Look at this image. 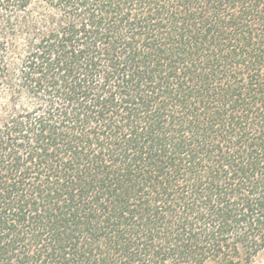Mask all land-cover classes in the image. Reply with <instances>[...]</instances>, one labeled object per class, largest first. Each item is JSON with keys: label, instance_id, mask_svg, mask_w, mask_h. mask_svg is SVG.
I'll return each instance as SVG.
<instances>
[{"label": "trees", "instance_id": "1", "mask_svg": "<svg viewBox=\"0 0 264 264\" xmlns=\"http://www.w3.org/2000/svg\"><path fill=\"white\" fill-rule=\"evenodd\" d=\"M264 0H0V264H254Z\"/></svg>", "mask_w": 264, "mask_h": 264}, {"label": "rangeland", "instance_id": "2", "mask_svg": "<svg viewBox=\"0 0 264 264\" xmlns=\"http://www.w3.org/2000/svg\"><path fill=\"white\" fill-rule=\"evenodd\" d=\"M254 264H264V252L261 254L260 257L257 258Z\"/></svg>", "mask_w": 264, "mask_h": 264}]
</instances>
